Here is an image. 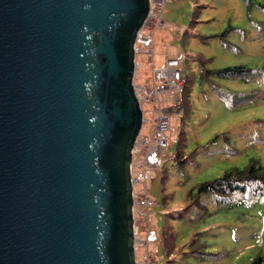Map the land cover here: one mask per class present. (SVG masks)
Listing matches in <instances>:
<instances>
[{
    "label": "water",
    "instance_id": "95a60500",
    "mask_svg": "<svg viewBox=\"0 0 264 264\" xmlns=\"http://www.w3.org/2000/svg\"><path fill=\"white\" fill-rule=\"evenodd\" d=\"M151 0H0V264H137L135 45Z\"/></svg>",
    "mask_w": 264,
    "mask_h": 264
},
{
    "label": "rangeland",
    "instance_id": "374dc122",
    "mask_svg": "<svg viewBox=\"0 0 264 264\" xmlns=\"http://www.w3.org/2000/svg\"><path fill=\"white\" fill-rule=\"evenodd\" d=\"M250 2L170 0L163 15L166 26L155 33L156 67L166 59L182 58L180 70L187 87L183 106L187 114L172 119L170 144L161 153L164 166L147 183L153 202L151 221L139 223L141 237L149 228L159 239L170 233V256L160 241L147 248L157 264H248L264 245L261 201L249 205L242 200L235 207L205 205V211L188 209L187 201L193 188L243 168L251 159L264 165L260 138L264 129L259 128L264 123V0ZM139 59L148 63L146 58ZM234 67L252 72L248 77L254 79L244 83L214 76ZM151 75L152 66L147 64L141 70V82H149ZM212 85L229 91V99L220 95L222 90H211ZM247 94L253 96L251 101L236 97ZM179 152L188 158L180 169ZM142 251L137 252L139 259ZM194 252L200 254L194 256Z\"/></svg>",
    "mask_w": 264,
    "mask_h": 264
},
{
    "label": "built area",
    "instance_id": "2783aa9c",
    "mask_svg": "<svg viewBox=\"0 0 264 264\" xmlns=\"http://www.w3.org/2000/svg\"><path fill=\"white\" fill-rule=\"evenodd\" d=\"M169 2L170 0H151L149 15L135 45L134 92L143 114L142 129L133 149L132 163L136 254L141 249L144 253L140 259L137 256V264H157L147 248L149 244L158 241V233L149 228L146 236L141 237L139 223L147 219L149 225L151 221L150 208L153 202L148 196L147 183L154 181L153 172L164 166L161 153L170 144L172 119L184 117V110L181 108L184 94V81L180 70L182 58L166 59L161 67L155 65V33L166 26L163 15ZM140 57L146 58L148 63L141 62ZM147 64L152 66V75L149 82H141V70Z\"/></svg>",
    "mask_w": 264,
    "mask_h": 264
},
{
    "label": "trees",
    "instance_id": "16d2710c",
    "mask_svg": "<svg viewBox=\"0 0 264 264\" xmlns=\"http://www.w3.org/2000/svg\"><path fill=\"white\" fill-rule=\"evenodd\" d=\"M245 1L250 5V0ZM249 73L252 72H247V70L243 67H234L218 71L214 74V76L228 80L239 79L242 82L247 83L254 79L253 76H251V78L248 77ZM203 76L206 79H209L207 77L208 75L203 74ZM210 89H214L217 91L222 90L221 88L218 89V86L215 85H212ZM228 92L229 91L225 90L219 91L220 95L225 97L226 99H229V96H231V93ZM186 94L187 87L184 85L183 103L181 106L182 109L186 104ZM236 97L240 99L245 98L247 101H251L250 98H252L253 96L247 94L236 95ZM236 106L237 105H233V107ZM185 114L187 113L184 111V117L186 116ZM259 128L264 129V123L260 122ZM262 134L263 136H261L260 138L261 141H264V133L262 132ZM181 144L183 146V141L180 142V145ZM182 146H180V149L182 148ZM177 160L179 169L184 166L185 160L188 162V158L186 159L185 156L182 155V152H179ZM242 200L247 201L246 203L249 205L252 203H257L258 201H261V203L264 204V165L257 159H251L250 163L243 168L237 167L231 169L225 172L220 178L212 182H205L201 184L197 187V189L193 188L187 195V201L190 202V206L188 209L197 211H205V205L212 206V204H218L224 207H235L237 205H240ZM169 234L170 233L167 231L161 239L158 238V241H160V245L162 247L167 248L168 255L170 256L171 241L170 238L167 237L169 236ZM199 254L200 253L198 252H194V256H197ZM200 257L202 256H199V258ZM201 260H203V258ZM248 264H264V245L260 248L258 253H256L255 256H253L249 260Z\"/></svg>",
    "mask_w": 264,
    "mask_h": 264
}]
</instances>
